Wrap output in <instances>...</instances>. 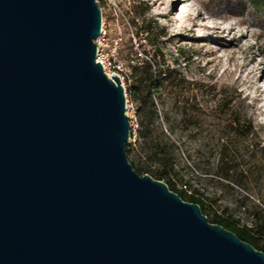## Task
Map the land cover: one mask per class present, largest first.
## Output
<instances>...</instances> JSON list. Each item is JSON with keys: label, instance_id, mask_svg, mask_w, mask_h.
I'll list each match as a JSON object with an SVG mask.
<instances>
[{"label": "water", "instance_id": "95a60500", "mask_svg": "<svg viewBox=\"0 0 264 264\" xmlns=\"http://www.w3.org/2000/svg\"><path fill=\"white\" fill-rule=\"evenodd\" d=\"M98 0H0V264H264L129 160Z\"/></svg>", "mask_w": 264, "mask_h": 264}, {"label": "rangeland", "instance_id": "374dc122", "mask_svg": "<svg viewBox=\"0 0 264 264\" xmlns=\"http://www.w3.org/2000/svg\"><path fill=\"white\" fill-rule=\"evenodd\" d=\"M98 2L107 49H117L131 73L160 48L164 57L159 60L187 79L183 86L181 80L163 81L157 101L159 122L179 145L178 167L193 184L186 188L204 194L209 221L219 212L233 216L241 227L252 226L255 212L264 216V25L249 12L252 0ZM150 23L154 29L148 32ZM138 29L140 40L134 37ZM131 82L126 80V87ZM128 93L136 110L139 103ZM183 112L193 117L192 123L182 120ZM131 114L139 123L137 111ZM249 118L255 132L243 135L237 126ZM139 129L140 124L127 143L134 144L127 150L134 165L141 164L144 154Z\"/></svg>", "mask_w": 264, "mask_h": 264}, {"label": "trees", "instance_id": "16d2710c", "mask_svg": "<svg viewBox=\"0 0 264 264\" xmlns=\"http://www.w3.org/2000/svg\"><path fill=\"white\" fill-rule=\"evenodd\" d=\"M235 9V3L230 1L229 11L234 12ZM242 11L240 10V12ZM249 12L264 25V0H252V7L249 8ZM153 29L154 26L150 23L148 32ZM139 32L141 31L138 29L134 36L139 38L138 40L141 39ZM140 45L141 43H139ZM162 57H164V52L157 48L150 60H144L141 64L133 66L134 73L132 72L130 76L132 82L129 88L127 87V91H130L139 103L136 109L140 124L138 135L141 152H144L141 164L134 165L131 163L141 175L148 173L155 179L165 181L169 188L177 192L184 200L199 203L202 210H204L206 202L203 198L204 194L200 192L199 188H193V191H191L190 188L177 187L179 182L190 187L193 184L185 180L184 168L178 167L176 150L179 145L166 133L162 128V123L159 122L157 101L162 99V95L160 96L158 93H161L163 81L169 80V82L178 83L181 80L182 86L187 82V79L182 76L178 69L172 70L169 65L162 63L159 60ZM188 115V113L183 112L182 120H188L192 123L193 117ZM166 119L169 122L168 117ZM237 127V130L243 135H251L255 132V125L251 118H249V122L246 125H241V128L240 126ZM133 149L134 144H129L127 150L132 151ZM227 169L233 171L232 166ZM210 222L223 225L236 233L242 240L264 251V244L261 242V239L264 238V216H261L259 212L254 213L252 226L249 227H241L233 219V216L226 217L219 212L213 214Z\"/></svg>", "mask_w": 264, "mask_h": 264}, {"label": "built area", "instance_id": "2783aa9c", "mask_svg": "<svg viewBox=\"0 0 264 264\" xmlns=\"http://www.w3.org/2000/svg\"><path fill=\"white\" fill-rule=\"evenodd\" d=\"M98 45V55H97V61L101 62L104 66L105 72L109 75L112 76L113 73L115 72L121 79L122 83L124 84L126 88V96H127V113L130 118V123H131V137L132 136L136 137L137 136V127L139 125L138 121L136 118H133L131 114L132 111H136L134 106H132L130 102V97L129 93L127 92V87H126V80H130L131 76V71L129 69V66L125 63V61L120 57V53L116 49H111L108 50L107 46L109 43L108 36H107V30L105 27V24H102V31L100 36L95 39ZM143 54L142 52H140ZM130 109V110H129ZM129 111V112H128ZM186 188V185H185Z\"/></svg>", "mask_w": 264, "mask_h": 264}, {"label": "bare ground", "instance_id": "6f19581e", "mask_svg": "<svg viewBox=\"0 0 264 264\" xmlns=\"http://www.w3.org/2000/svg\"><path fill=\"white\" fill-rule=\"evenodd\" d=\"M260 78V77H259ZM259 78H258V80H259ZM264 91V90H263ZM129 112V111H128Z\"/></svg>", "mask_w": 264, "mask_h": 264}]
</instances>
